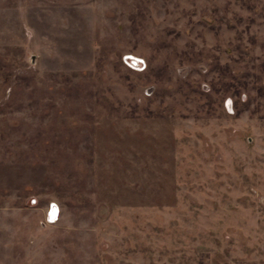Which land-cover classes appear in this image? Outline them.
<instances>
[{"label":"rangeland","instance_id":"obj_1","mask_svg":"<svg viewBox=\"0 0 264 264\" xmlns=\"http://www.w3.org/2000/svg\"><path fill=\"white\" fill-rule=\"evenodd\" d=\"M0 264H264V0H0Z\"/></svg>","mask_w":264,"mask_h":264},{"label":"built area","instance_id":"obj_2","mask_svg":"<svg viewBox=\"0 0 264 264\" xmlns=\"http://www.w3.org/2000/svg\"><path fill=\"white\" fill-rule=\"evenodd\" d=\"M139 60V59H138ZM124 61L129 65V66H131V67H133V68H140V67H142V65L141 64H139L141 61L139 60V61H134V60H132V59H130L129 57H127V58H125L124 59ZM54 216V207H53V205H51L50 206V212H49V217H53Z\"/></svg>","mask_w":264,"mask_h":264}]
</instances>
